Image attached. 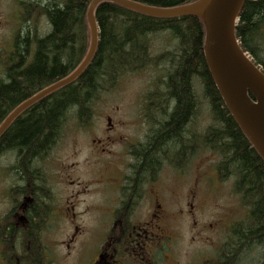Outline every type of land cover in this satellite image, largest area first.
I'll use <instances>...</instances> for the list:
<instances>
[{"label": "trees", "instance_id": "trees-1", "mask_svg": "<svg viewBox=\"0 0 264 264\" xmlns=\"http://www.w3.org/2000/svg\"><path fill=\"white\" fill-rule=\"evenodd\" d=\"M135 1L170 7L195 0ZM89 2L66 0L58 6L47 7L52 31L38 42L33 61L25 68L13 69L14 79L10 83L0 84V111L2 107L19 102L22 79L30 84L53 74L58 75L56 71L60 72L61 68L59 62L74 54L77 30L78 60H82L88 47L85 15ZM76 7L77 19L73 13ZM95 18L99 26V41L86 69L76 82L59 88L55 95L37 107L29 120L18 122L13 133L6 136L4 144H10L18 155V174L23 180L35 181V174L29 172L31 162L43 157L56 144L70 116L73 115L82 127L90 124L95 103L103 92L116 85L119 77L150 64L167 63L168 69L161 80L162 88L157 95L150 92L151 96L155 95L154 102L159 103V115L152 110L148 113L151 128L146 143L135 151L137 163L128 192L132 191L131 183L156 175L163 165L180 171L195 152L203 151L198 149L214 150L220 156L217 163L220 179L233 177V188L251 214L247 221L240 224L237 232L240 258H246L258 246L264 247V161L226 109L209 73L203 56L204 27L201 20L193 16L154 18L111 1L97 5ZM263 27L264 0H245L239 12L236 35L242 49L264 72ZM165 31L176 40L175 50L151 56L150 35ZM28 45L27 37L20 39V64L27 55ZM75 66L74 63L70 69ZM197 91L203 93L207 100L212 121L199 142L189 129L190 122L198 113Z\"/></svg>", "mask_w": 264, "mask_h": 264}, {"label": "flooded vegetation", "instance_id": "flooded-vegetation-1", "mask_svg": "<svg viewBox=\"0 0 264 264\" xmlns=\"http://www.w3.org/2000/svg\"><path fill=\"white\" fill-rule=\"evenodd\" d=\"M65 1L0 0V84L10 83L14 79L13 69L25 68L33 61L38 42L44 40L52 31L47 7L54 4L58 6ZM73 13L77 19L78 7L73 10ZM261 30H264V27ZM23 37L29 39V45L24 62L20 64L18 43ZM75 39L74 54L59 62L61 68L60 72L56 71L58 75L53 74L49 78L30 84L23 82L24 79L21 80L20 89L23 91L20 90L22 95L18 98L19 102L15 101L2 107L0 126L21 102L49 85L57 83L72 72L70 66L79 62L78 30ZM261 41L264 55V39L261 38ZM58 89L21 110L0 134V264H63L65 258L63 247L69 254L73 246V251L78 252L79 255L75 264H179L173 258V253L171 254L175 243L174 238L169 235L164 226L167 217L165 210L161 209L159 203L153 204L148 209L146 206L141 208L147 202L160 201L159 197L156 199V194L151 193L149 187L156 184L161 170L156 175L144 177L139 183H131L132 191L128 192L137 163L135 151L146 143L151 128L148 113L152 110L159 115V103L154 102L155 98H153L159 89L152 90V93L155 92L152 96L150 92H147L138 108L139 117L142 118L146 127L140 135L141 138L134 141L121 140V147L127 161L123 171L104 176L105 180L103 176L96 180L92 176L93 171H103L104 167L106 168L105 159L88 155L70 164V167H75L74 172L63 174L62 183L69 191L71 203L68 204L65 203V195L55 188V177L62 174L61 164L58 162L60 157L57 155L61 137L43 157L31 162L29 172L36 176L35 181L31 182L23 180L18 174L16 169L18 155L10 144H4L6 136L13 133L17 123L29 120L37 107L47 98L55 95ZM103 116L105 126L101 133L105 138L99 153L107 158L111 154L110 147L114 146L112 133L121 117L116 115L115 110L105 112ZM83 127L90 134L93 133L90 124ZM164 167L171 166L166 164L162 169ZM80 169L85 172L82 173ZM75 174L90 178L92 184L95 182L104 184L103 191H114V197L109 201L102 199L96 203H88L85 195L93 190L87 186L81 189L82 182L71 179ZM92 184L91 187H96ZM134 189L135 192H133ZM80 200L84 201V209L81 211L79 208L75 209L76 205L80 204ZM183 206H188L190 210L187 209V211H191L192 204L186 198H184ZM91 207L96 208L94 219L98 215L100 219L95 220L97 225H95L94 244L89 245L90 226L82 227L79 220L83 213L90 211ZM183 211L182 208H177L179 219L184 216ZM250 215L246 211V218ZM243 217L239 211H232L219 220L204 223L199 228L194 227L195 234L204 241V249L197 252L188 264H239L237 232ZM64 224L68 226L65 234ZM168 226L177 232V236L180 235L181 226L170 224ZM88 249L94 252L86 261ZM257 264H264V257Z\"/></svg>", "mask_w": 264, "mask_h": 264}, {"label": "rangeland", "instance_id": "rangeland-1", "mask_svg": "<svg viewBox=\"0 0 264 264\" xmlns=\"http://www.w3.org/2000/svg\"><path fill=\"white\" fill-rule=\"evenodd\" d=\"M176 44V40L171 38L169 33L153 34L150 35L149 53L152 56H156L163 51H174ZM167 66V63H162L158 66L148 65L137 72L135 71L119 77L116 85L111 90L103 92L95 103L94 116L90 123L93 133L90 134L86 129L79 127L73 115L68 118L62 131L57 152L58 157H60L58 162L61 164L62 174L55 177V188L65 195V203H71V200L69 199L67 187L65 188L62 185L63 174L74 172L73 169L75 167H70L71 163L78 162L88 155L105 159L106 168L104 167L103 171H93L92 176L96 180L100 176H103L104 179V176L114 175L123 171L124 164L127 161L121 147V140L130 139L134 141L141 138L140 135L146 127L142 118L139 117L138 108L147 92H151L156 88H162L161 80L165 74V70L168 69ZM196 94L198 113L190 122L189 129L193 133L196 142H199L201 135L205 134L207 127L212 124V121L209 106L203 93L197 91ZM110 110H115L116 115H119L121 119H118V126H116V129L112 133L114 134V146L110 147L111 154L105 158L99 153L105 138L101 130L105 126L103 115L105 112L109 113ZM198 150L203 151L195 152L187 160V165L181 171L172 167H164L159 174L156 184L149 187L151 193L153 195L156 194V199L159 197L160 201H154L153 203H146L145 201L146 204L141 206V208H145L146 206V209H148L153 204L159 203L161 209L165 210L167 217L164 226L169 235L174 238L175 243V248L171 254L173 253V258L179 264H188L197 252L204 249V241L195 234L194 227L199 228L204 223L219 220L228 212L239 211L241 213L240 207L243 208L239 198L233 191V177L231 176L226 180H222L219 177L217 171V163L220 159L219 154L207 148ZM80 171L82 173L85 172L82 169ZM71 179L81 181V189L87 186L93 190L88 195H85L86 198L84 197L88 203H96L102 199L109 201L114 197V191H103L104 184H97L96 182L92 184L90 178L81 174H75ZM88 183H90V186H88ZM91 184L96 187H91ZM184 198L192 204L191 211H187V209L190 210L188 206H183ZM179 200L182 201L179 202ZM83 203L84 201L80 200V204H77L75 209L79 208V211L83 210ZM177 208L184 210V216L181 219L177 216ZM95 213L96 208L91 207L90 211L83 213L79 220V224L82 227L90 226L88 229V233L90 232L88 237L89 245L94 244L95 225H97V221L95 220L100 219L99 215L94 219L93 215ZM241 214L244 216L242 219L246 218L245 209ZM169 224L181 226L182 231H179V236H177V232L169 228ZM67 230L68 226L64 224V234ZM73 249L74 246L68 254V250L63 247L65 257L63 264H75L79 255ZM93 252H90L89 249L87 250L86 261L92 257ZM263 255L264 247L258 246L247 254L246 258L242 256L239 264H257L259 260L263 259Z\"/></svg>", "mask_w": 264, "mask_h": 264}, {"label": "water", "instance_id": "water-1", "mask_svg": "<svg viewBox=\"0 0 264 264\" xmlns=\"http://www.w3.org/2000/svg\"><path fill=\"white\" fill-rule=\"evenodd\" d=\"M102 1H111L152 17L189 15L199 18L204 25L203 53L210 75L225 107L264 161V73L241 49L235 34L237 17L245 0H196L172 7L151 6L133 0H91L86 13L90 47L83 61L68 77L19 105L0 126V134L22 109L82 73L96 50L94 10Z\"/></svg>", "mask_w": 264, "mask_h": 264}]
</instances>
